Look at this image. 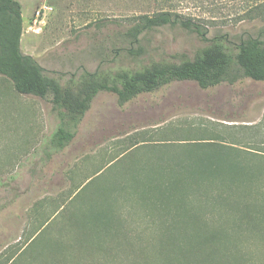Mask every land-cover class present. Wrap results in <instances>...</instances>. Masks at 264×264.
<instances>
[{
	"label": "rangeland",
	"instance_id": "rangeland-1",
	"mask_svg": "<svg viewBox=\"0 0 264 264\" xmlns=\"http://www.w3.org/2000/svg\"><path fill=\"white\" fill-rule=\"evenodd\" d=\"M19 1L21 51L62 85L83 71L138 70L153 61L193 58L215 35L237 43L264 29V0ZM45 4L51 11L36 16ZM162 11L203 24L206 39L180 24H168L143 32L140 44L115 40L137 16ZM131 46L142 53L130 55ZM60 124L50 95L20 93L0 74V264H160L156 250L161 228L169 221L156 217L154 223L138 191L143 185L148 191V178L158 165L172 163L168 158L174 154L184 157V150L206 148L201 143L206 138L243 148L246 162L263 161L264 81L246 77L207 89L195 81H176L141 93L123 106L116 93L100 91L63 149L51 143ZM194 169L186 166L180 171H198ZM256 174L254 187L225 193L242 205L249 194L258 218L256 232L248 222L241 234L235 232L229 228L236 217L231 207L212 206L223 199L217 196L219 190H229L225 185L202 188L190 197L194 212L205 216L201 225L226 226L234 234L226 250L230 260L250 252L256 264H264V174ZM98 187L106 193V203L114 199V233L101 235L103 247L94 245L89 252L92 246L86 248L92 243L87 237L93 233L85 228L89 235L82 230V237L72 212H88L85 204ZM61 244L71 251L60 250Z\"/></svg>",
	"mask_w": 264,
	"mask_h": 264
},
{
	"label": "trees",
	"instance_id": "trees-1",
	"mask_svg": "<svg viewBox=\"0 0 264 264\" xmlns=\"http://www.w3.org/2000/svg\"><path fill=\"white\" fill-rule=\"evenodd\" d=\"M168 24H180L206 39L207 29L203 24L190 19L182 20L177 14L162 11L137 16L132 25L123 34L116 36L115 40L140 44L143 32ZM22 31L21 2L0 0V74L9 79L20 93L41 98L51 96L53 109L58 111L61 119L60 126L51 138L53 147L57 149H63L73 140L76 128L100 91L116 93L118 103L123 106L141 93L156 91L176 81H195L204 89L223 82L234 84L246 77L264 81V29L257 36L241 38L237 43L226 39L224 34L215 35L208 39L209 43L199 49L193 58L183 56L179 61H153L138 70L83 71L77 79L71 77L66 85L47 75L44 67L31 55L21 51ZM128 53L135 56L142 53V50L131 46ZM217 140L203 139L201 143L206 148L184 150V157L176 154L169 157L172 163L158 165L154 169L156 172L148 178V191L146 185L138 191L140 198L150 206L154 223L156 217L163 223L169 221L161 228V241L156 250L161 259L160 264H256L255 259L248 255L250 252L242 253L240 257L233 256V261L228 258L226 250H229L230 237H235L229 228L241 234L243 225L248 222L256 232L255 223L258 218L254 213L255 205L249 201V194L244 193L245 205H242L230 194L229 199L225 193L242 187H254L258 181L256 173L264 174V160L255 158L246 162L241 156L243 148L235 144L225 147L227 144L224 142L218 145ZM159 157L163 158V155ZM186 166H194L198 171H180ZM93 180L83 183L76 195L90 186ZM218 184L225 185L229 190H219L217 196L223 199L214 200L212 206L216 208L217 205L227 204L231 207V216L236 213V217L232 218V227L209 229L204 227L207 224L201 225L205 216L201 217L194 212V198L190 195L211 185L218 187ZM95 190L85 204L90 206L88 212H81V208L72 212L76 214L73 222L78 226L79 234L86 237L91 232L95 236L90 235L91 239L87 237L92 243L87 245L86 251L92 246L89 252H92L94 245L103 247L101 235L114 233V199L111 198L108 204L106 193L101 191V187ZM191 226L195 228L193 233L189 232ZM85 228L90 230L89 233ZM64 247L71 251L66 244H61L58 249L63 251Z\"/></svg>",
	"mask_w": 264,
	"mask_h": 264
},
{
	"label": "built area",
	"instance_id": "built-area-1",
	"mask_svg": "<svg viewBox=\"0 0 264 264\" xmlns=\"http://www.w3.org/2000/svg\"><path fill=\"white\" fill-rule=\"evenodd\" d=\"M52 7L48 6V5H42L40 7H38V9L36 10V16H40L41 14H45L47 11H51Z\"/></svg>",
	"mask_w": 264,
	"mask_h": 264
}]
</instances>
